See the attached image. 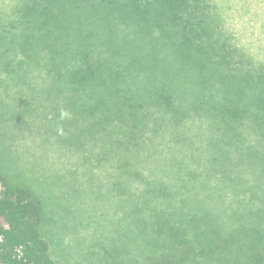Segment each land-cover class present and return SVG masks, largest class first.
Returning <instances> with one entry per match:
<instances>
[{"label":"trees","instance_id":"obj_1","mask_svg":"<svg viewBox=\"0 0 264 264\" xmlns=\"http://www.w3.org/2000/svg\"><path fill=\"white\" fill-rule=\"evenodd\" d=\"M197 3L52 0L55 13H41L52 29L41 38L55 62L56 91L85 92L71 102L77 113L91 112L86 124L99 144L94 159L111 164L118 158L112 167L121 172L114 186L120 203L132 201L140 231L151 233L156 248L148 264H264V210H247L249 202L232 189L242 190L245 160L255 156L248 152L259 151L244 141L248 123L264 137V65L256 68L244 52L216 40ZM128 73H143L145 87L128 86ZM164 139L181 143L195 166L194 157H207L206 178L217 183L208 196L198 192L196 181L188 183L192 170L204 175L200 159L195 169L181 168L161 154ZM149 144L154 162L163 165L162 171L148 165L149 172L160 171L167 180L139 167ZM133 181L144 188L133 190ZM212 191L223 204L231 202L230 208L222 205L231 211L229 223L210 205L206 210L210 202L204 199ZM248 214L256 216L250 225ZM44 220L41 198L0 174V264H57L42 231Z\"/></svg>","mask_w":264,"mask_h":264},{"label":"rangeland","instance_id":"obj_2","mask_svg":"<svg viewBox=\"0 0 264 264\" xmlns=\"http://www.w3.org/2000/svg\"><path fill=\"white\" fill-rule=\"evenodd\" d=\"M195 5L200 7L204 20L209 21L206 24L216 33V40L244 52L256 68L264 65V0H199ZM55 10L52 0H0V174L27 186L41 198L45 207L42 231L51 243L57 264H148L149 255L156 248L151 233L140 231L141 218H137L132 201L120 203L119 188L114 186L121 172L119 167H112L118 158L112 159L111 164L94 159L99 144L90 139L92 129L86 124V120H92L91 112L82 109L77 113L79 109H74L71 102L73 97L81 99L85 92L75 96L64 87L61 94L56 91L55 62L41 38L52 26L46 23L49 16L41 17V13ZM67 72L63 68L64 76ZM133 76L128 73L129 85H124L145 87L147 78L143 73ZM253 124L257 126L256 122ZM247 126L244 141L259 151L249 150L255 156L245 160L243 188L232 189L249 202L247 210L263 211L264 137L258 126ZM153 148L149 144L141 153L139 167L152 178L165 179L160 171L149 172V166L154 169L159 165L163 170V165L154 162ZM159 150L181 168L195 166L181 143L164 139ZM199 155L193 159L197 165L200 159L198 167L205 176L192 170L188 183L196 181L198 192L208 196L211 190H207L217 183L214 178H206L210 163L203 153ZM170 180L176 181V176L171 175ZM132 187L136 191L144 185L133 181ZM210 196L217 199H204L210 202L206 210L210 205L229 223L231 202L218 201L215 191ZM143 215V219L148 218L146 213ZM251 215L246 218L248 225L256 218ZM199 258L203 262L202 255Z\"/></svg>","mask_w":264,"mask_h":264}]
</instances>
